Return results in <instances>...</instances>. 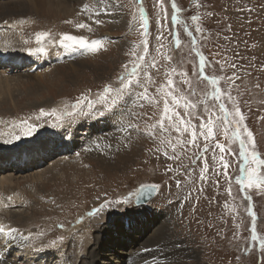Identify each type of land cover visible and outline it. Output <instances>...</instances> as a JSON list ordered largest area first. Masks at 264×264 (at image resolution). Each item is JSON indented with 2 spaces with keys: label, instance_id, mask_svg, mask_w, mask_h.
Masks as SVG:
<instances>
[{
  "label": "rangeland",
  "instance_id": "374dc122",
  "mask_svg": "<svg viewBox=\"0 0 264 264\" xmlns=\"http://www.w3.org/2000/svg\"><path fill=\"white\" fill-rule=\"evenodd\" d=\"M8 1L0 49L32 61L0 66V157L49 136L56 149L35 167L0 170V227L15 230L22 250L58 264L71 239L78 257L97 243L99 264L116 251L110 261L126 264V247L147 246L165 229L164 264H264V0H81L65 16ZM116 11L120 25L112 23ZM107 45L114 47L95 57ZM127 76L133 82L123 84ZM89 96L99 99L86 116ZM103 97L120 100L129 128L110 136L106 154L91 153L71 135L94 138L88 128L102 117ZM80 119L85 126H75ZM144 186L155 194L136 204ZM136 209L148 211L143 228L129 225ZM108 233L114 242L105 244Z\"/></svg>",
  "mask_w": 264,
  "mask_h": 264
},
{
  "label": "bare ground",
  "instance_id": "6f19581e",
  "mask_svg": "<svg viewBox=\"0 0 264 264\" xmlns=\"http://www.w3.org/2000/svg\"><path fill=\"white\" fill-rule=\"evenodd\" d=\"M18 1H24V0H15L14 2H18ZM11 2L12 1H8V0H2V1H0V3H6V4L2 5V6H0V12L1 11H9V7L8 6L11 5ZM221 2L223 3V1H221ZM80 5H81V0H29L27 3H24L23 7H21V8H26V6H27L30 9V11L34 12L35 14H40L41 11H44V12L46 11L48 14H53V15L63 14L65 16V14L66 15L72 14L73 11H76V8H74V7H77L78 8ZM17 7H18V4H17ZM22 11H24V10H22ZM2 13H5V12H2ZM20 13L21 14H24V12H20ZM224 14H226V13L224 12ZM26 16L28 17V16H32V15H26ZM111 18H112V23L113 24H116V25H120V23L123 20L122 19V13H118L117 11H116L115 15L112 16ZM43 29L46 30L49 34L52 32V30H48L46 28H43ZM83 30H85V29H83ZM233 33L234 34H238L239 41H244L242 39L243 34H240L241 31L238 30V31H234ZM263 35H264L263 32H261L259 34L260 37H262ZM232 38H234L233 35H232ZM261 41L264 42V40H261ZM111 46L114 47L113 45H107L105 47H100L98 49V53L96 54V56L95 55L94 56L95 57L100 56V54H101L102 51H105L108 47H111ZM231 46H233V45L231 44ZM245 47L246 48L247 47H250L249 50L253 52V48H252L253 47V44H252V40L251 39H249L248 42H246ZM246 48H245V50L243 52L246 51ZM6 50L7 49H3V50L0 49V66H2L6 70L7 69H16L17 67L23 66L28 60H31L32 61V57H30V55H28L25 52H21L17 48H16V50H12V51H6ZM84 51L86 52L87 50L85 49ZM77 52L78 51H75L73 53H69L68 55H69V57H72V56H75V53H77ZM262 58H264V53L262 54ZM232 60H233V58H232ZM74 61L75 60H73L72 62L74 63ZM46 62L47 61L45 59L44 60L42 59L40 61L34 62L33 63L34 64L33 66H36L35 68H39V67H42L43 63H46ZM248 62H249V60H248ZM257 63H258V61H257ZM73 65L74 64H72V66ZM244 65H245V63H244ZM252 65H254V64L252 63ZM261 72H263V71H261ZM143 73L145 75L144 78L146 77V79L148 81V74H147V72H143ZM140 76H142V74H141V72H138V79L140 78ZM248 76L250 77V75H248ZM254 77H255V75H254ZM251 78H250V80H251ZM125 82H127V83L131 82L132 83L133 80H132V78H130V77L127 76L124 79L123 84H125ZM8 84L10 85V84H12V82L8 81ZM112 86L113 85H107V87H105V89H107L109 91H112ZM92 96L87 97V101H86V104H85L86 105V110H83V112L86 114V116H88V114L91 113V111H90L91 109L90 108L93 107V104L99 99V98H96V96L92 98ZM100 99H105V102H101L98 105L97 104H95V105H97L99 107V109L101 110L100 115L102 117H101L100 120L97 119L88 128V130L96 131V132H92L91 131L94 134V138H90V137H87V136H83V138H82V136L80 138H76V137H79V135H82V133L79 132V133H75L73 135V133L71 132L72 130L70 132L72 133V135H71V138L72 139H74V137H75L76 141H81V143H78L76 145L77 148H81L82 149V147H84L85 150L87 149V151H89L91 153L95 152V153H100V154H102V153L106 154L111 149L109 146H107V140L110 138V136L113 137V138L120 137L122 135V133H124V131L129 128V126H128L127 121L122 116V108H120V104H119L120 103V100L112 99V98H109V97H103V98H100ZM109 100H115L117 103L114 102V101H109ZM91 114H90V116H91ZM54 121H55V119H54ZM91 121H92V119H91ZM91 121H88V122H91ZM61 124H62V122H61ZM85 124H86L85 120L84 119H80L79 122L77 123V125H75V126H78V127L81 126L82 127V126H85ZM108 130L112 131V133L110 134L108 132ZM85 135H86V133H85ZM52 140H53L52 137L49 136V140H44L43 139L44 142H48V143L43 144V145H40L38 147H37V143L33 147H31V144L30 143H26L25 145L21 146L18 150H10V149L7 150L6 151L7 154H4L3 156L0 157V170L1 171L2 170H6L7 168L8 169H11V167L15 166L16 171L17 172L18 171L20 172L21 170L25 169L26 167L27 168L28 167H35L36 164L38 165L40 162H44L45 161V158H47L48 156H50V155L53 154V153L49 154L48 152H50V151H54L55 152L56 151V149L50 143V142H52ZM65 146L67 147L66 148V151L68 152V150H69L68 147H70V146H69L68 143H66ZM117 146L118 145H116V147ZM149 150H151V149H148V151ZM148 151L147 152L146 151L144 152L145 153L144 156H148V157L151 158L152 156L148 154ZM15 152H17V154H13ZM118 153L115 154L113 158H111L109 160L107 159V161L110 162L111 160H113L117 155H119ZM126 159L127 158L125 157V159H123L122 161H125ZM19 167H21V168H19ZM36 167H38V166H36ZM10 178H7V180L6 179L5 180L6 181H10ZM1 185H3V184H0V186ZM0 210L4 211L2 206H0ZM136 211H138L140 213L138 214V216L137 215H132L131 216L132 218L129 221L130 222L129 225L132 227V223L136 222V223H138L143 228V226H144L143 225V220H144V218H146L147 216H149V214H146V216H143V213L144 212H148V211L137 210V209H136ZM133 213L135 214V212H133ZM150 217H149V219H150ZM89 222L91 223L90 220H89ZM149 222L153 223L152 225H154V222L153 221H149ZM160 222L162 223V221L158 220L155 223H160ZM47 224L48 223L46 221L45 225H47ZM81 227H83V226H81ZM131 227H129V228H131ZM85 229L86 228H84L83 230L85 231ZM161 229H163V228H161ZM92 230H94L95 232H97V235L95 236V239H94V241H95L97 239L98 233L100 231H99V228L98 227H95V226H94V228H92ZM0 233L3 235V237L2 236L0 237V259L1 258H4V260L2 262H0V264H37L38 263L37 260H40L41 261V260H45V259L47 260V259H50L51 258V257H48L47 258V255H46L45 252H37L35 254H30L29 251H26L25 249L22 250L23 249L22 248V245H23L24 240L15 232V230H12V229H10L8 227H0ZM165 234H166V230L165 229L162 230V231L155 232L154 235H152V237L150 238V239H152V238L153 239L151 240V242L147 246H145L143 244L144 240H142V242H140V243L137 242L135 246L126 247V248H128V250L129 249L130 250H129V252L127 254V257L125 259V263L126 264H164V262H166L168 260V258H169V254L165 250V248H166L165 238H164ZM110 238H111V240H110ZM106 239H107V241H105ZM113 239L114 238H113V236H112L111 233H108V234H105V235H102L101 236V240L103 242H106L105 244L110 243V242L113 243L114 242ZM156 239L162 243V245L159 246L158 248L155 246L156 243L154 244V241ZM88 243H89V241L87 239V243H86L85 247L87 246ZM79 244H80L79 242L74 243V242H72L71 239H68L67 242H66V244H65L66 255L64 257H62V261H61V258L58 256L60 258L58 264H64V261H67V260H69V261L74 260V263L73 264H82L84 262H85V264H99V262H98L99 261L98 260V257L99 256L97 255L98 254V251H96V247H98L99 251L101 252V248L104 247V246L97 245V243H95L96 244L95 247L90 249L91 254H89L88 252H86L81 257H78V254L76 252H78V246H79ZM84 248H82V249H84ZM21 251H22V253H20ZM14 252L16 253V255L15 256L13 255V258H12V254ZM6 254L8 256H6ZM38 254H40V255H38ZM119 254H120V252H117V251L116 252H113L111 254L109 253L108 255H104L103 254L102 255V259L104 260V263L103 264H115L114 263L115 262L114 260H113L114 262H111L110 261V257L117 258L119 256ZM178 254H179V252H178ZM30 255H32V257L31 258H28V256H30ZM20 261H22V262H20ZM122 262L123 261L121 260V262L119 264H122ZM174 262H176V261H174ZM41 263L42 262H39L38 264H41Z\"/></svg>",
  "mask_w": 264,
  "mask_h": 264
},
{
  "label": "water",
  "instance_id": "95a60500",
  "mask_svg": "<svg viewBox=\"0 0 264 264\" xmlns=\"http://www.w3.org/2000/svg\"><path fill=\"white\" fill-rule=\"evenodd\" d=\"M155 188L144 186L139 188L137 199L135 201L136 204H145L148 202L155 194Z\"/></svg>",
  "mask_w": 264,
  "mask_h": 264
}]
</instances>
